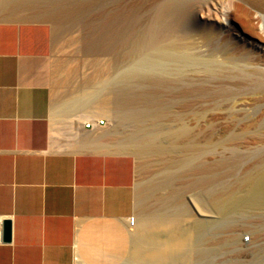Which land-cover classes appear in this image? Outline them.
I'll return each instance as SVG.
<instances>
[{
	"label": "bare ground",
	"instance_id": "6f19581e",
	"mask_svg": "<svg viewBox=\"0 0 264 264\" xmlns=\"http://www.w3.org/2000/svg\"><path fill=\"white\" fill-rule=\"evenodd\" d=\"M86 6L85 1L76 0L70 11L79 16ZM27 9L31 10L33 15L19 17L20 19L52 20L56 23L59 17V11L54 10L49 3L37 0H31L29 3L21 0H1L0 19H14L17 14ZM153 22L155 28L151 30V38H160L161 33L158 28H163L166 38H170V44L166 50L142 51L141 54L146 59L142 58L136 61L135 51L131 52L132 59L129 64H126V67L119 66V57L114 60L106 59L104 65L99 68V75L87 72L76 87L73 86L65 91L61 89L64 86L65 77L60 76L61 68L59 63H56L53 98V147L60 150L95 148L114 152H132L137 156L138 169L145 164L142 160L144 155L151 154L158 163L157 166L163 169L159 179L161 187H167L172 182H170V175L165 169L171 161L170 150L174 146H178L187 155L190 166L186 173L197 177L194 182L201 186V189L193 196L191 195L193 204L187 203L186 197H184L185 202L181 200L182 204H176L173 201V192L165 191L162 201H165L169 206L163 208L161 218L149 224L142 222L140 216L142 213L137 211L135 225L130 227L132 251H135V258L139 261H136L135 264H148L154 254L161 257L160 259L172 257L171 263H173L174 256L166 255V249L179 247L183 243L189 245L188 252L189 250L193 251L191 252L194 254V259L203 257L206 253L212 254L220 242L226 245H235L234 251L241 263L243 258H256L264 253V222L252 221L253 223L241 224L242 228L234 229L235 226H233L231 229L229 216L245 207L249 208L251 212L255 210L264 212V163L256 173L250 174L242 180L243 187L241 184H235L229 192L220 190L211 173L213 161H206L203 159L202 153H199L206 146H213L215 143L217 128L214 121L208 123L198 121L194 126H190L180 117L178 126H169L165 122V116L170 110L164 105L157 86L161 81H170L174 75L184 73L187 68L191 71L198 70L199 61L202 60L199 58L198 60L195 55L186 52L178 43L179 38L187 37L189 30L199 35L198 38H206L209 34L211 38H237L238 42L242 39L251 43L253 48L258 49L257 52L261 56H257L264 57V41L259 42L253 37H249L248 34L258 30L262 32V38H264V4L261 0H166L159 6ZM101 26L102 28H98L100 30L97 33V47L104 50L112 49L114 43L124 37L123 31L119 26L113 25L110 20ZM191 33L189 34L192 35ZM149 58L157 59V62L154 60L155 65L163 68L161 69L164 70V77L150 75L144 70V64ZM254 65L264 72V62ZM161 69L158 70L161 71ZM139 86L143 89L141 90ZM138 87L140 90H137ZM241 101L239 100V102ZM235 102L233 104L239 111L248 110L245 101L236 104ZM182 105L186 106L187 104L182 102ZM101 119L106 120L105 125L98 124ZM88 122H93L94 128L88 129L86 127ZM257 122H261V128H264V115ZM205 139H207L206 142ZM170 155L172 156L171 153ZM178 157H180L179 154ZM248 189L254 194L251 199L246 194ZM146 194L147 187L140 183L138 186L140 205L144 202ZM185 194L188 196L187 192ZM170 200L172 202L168 203ZM174 212H179L184 219L186 218L185 221L188 225L183 230L179 226V219L175 215V217L173 216ZM205 213H208L209 216L205 217ZM262 216L264 217V213ZM221 229L230 232L223 236L220 234ZM145 231L147 232L145 233ZM242 233H244V239L241 238ZM247 233L251 234L250 242L246 240ZM180 247L173 249L179 250ZM185 250L182 251L185 252ZM187 254H184L186 258L189 257ZM179 257L181 258L182 255ZM159 258L152 257L157 261ZM183 260L182 262H184ZM198 260H205V257Z\"/></svg>",
	"mask_w": 264,
	"mask_h": 264
},
{
	"label": "crops",
	"instance_id": "0c3cea01",
	"mask_svg": "<svg viewBox=\"0 0 264 264\" xmlns=\"http://www.w3.org/2000/svg\"><path fill=\"white\" fill-rule=\"evenodd\" d=\"M53 41L0 20V264H135L136 158L53 147Z\"/></svg>",
	"mask_w": 264,
	"mask_h": 264
},
{
	"label": "rangeland",
	"instance_id": "374dc122",
	"mask_svg": "<svg viewBox=\"0 0 264 264\" xmlns=\"http://www.w3.org/2000/svg\"><path fill=\"white\" fill-rule=\"evenodd\" d=\"M21 1H27V3H29L31 0H29V2L28 0ZM37 1L49 3L54 10L59 11V17L56 23L52 20L20 19L19 17H31L33 15L29 9L17 14L14 19L0 20L47 21L52 24L54 31L52 52L53 98L55 92L56 63H59L61 68L60 76L65 77V79L68 78V80L64 79V86L61 88L62 91H65L73 86L76 87L87 72H94L99 75V68L101 65H104L106 59L114 60L116 57H119V66L122 65L120 67H126V64H129L132 59V51L136 52L135 58L136 61H138L142 58L146 59L142 56V51L153 52L166 50L167 47H169L170 38H166L162 30L163 28H158L161 30H159V33H161L160 38H151V30L155 28L153 22L155 14L159 10V6L166 0H82L87 3V6L79 16H76L75 13L70 11L73 2L76 0ZM261 1L264 4V0ZM224 5H226V3H224ZM109 20L113 25H117L122 29L124 37L120 38L119 41H117L118 43H114L112 49H99L97 47V33L100 29L98 28H102L101 24L103 25ZM188 32H192V35L188 33L186 38H179L178 43L181 44L182 49L195 55L197 59L199 58L202 61H199L200 65L198 64L197 71H191L187 68L184 73L174 75L172 80L161 81V83L158 84L157 87L160 90L161 99L164 105L170 110L165 116V122L169 126L171 125V127H176L180 123V117L184 121H187L190 126H194L198 121L200 123L214 121L217 128L215 143L213 146H206L205 149L201 150L199 153H202L203 159L206 161H213L211 173L215 178L217 187L220 190L229 192L235 184H241V187H243L242 180L248 175L256 173L259 168L263 167L264 128H261V122L259 123L257 121L264 115V72L254 64L264 62V57L262 56L261 58L257 56L260 55L257 52L258 49L253 48L251 43L243 41L242 39L238 42L237 38H211L208 33L206 38H198L199 35L194 31L189 30ZM248 34L250 35L249 37H253V39L259 42L264 41L261 31L255 30L253 33L249 32ZM154 60L157 62V59L154 58H149L146 62L144 61V70L150 75H161L164 77L165 73L164 70H162L163 68L156 66ZM218 60L224 62L221 63ZM223 63L225 64L222 67ZM158 69H161V71ZM157 71L160 73H157ZM139 87L137 90H140V88L141 90L143 89V87ZM239 100H242L241 102H246V108H248L249 111H239L237 106H234V102L235 104L241 103ZM182 102L187 105L183 106ZM206 140L207 139L204 141L206 142ZM170 151L169 158L172 162L170 161L165 169L170 175V182H172H169L170 184H168L167 187H161L159 185V179L163 169L157 166L158 163L155 161L153 155L145 154L142 159L145 164L138 169L136 154L132 152H122L131 153L136 158L137 211L142 213L140 216L142 222L145 224H149L163 216V208L165 209L169 206L165 201V203L162 201V195L165 191L173 192V201L176 204H182L181 200L184 201V197H186L185 201L187 203H192V196L201 189V186L194 182L197 177L186 173L187 168L190 166L187 155L183 153L182 149L178 146H174ZM178 154L180 157H178ZM140 183L147 187L146 198L142 205L138 202V186ZM186 192L188 196L185 194ZM246 194L248 197L250 196V199L253 198L254 194L251 191L249 192V189ZM171 202V200L168 201V203ZM184 202L183 205H185ZM174 213L173 216L175 215L176 218L179 219V226L183 230L187 227L186 225H188L185 221L186 218L184 219L179 212ZM262 213L264 212L261 210L251 212V210L246 207L242 208L241 211L233 212L229 216V221H231L232 225L231 229L233 226H235L234 229L242 228L241 224H249L254 221L264 222ZM181 216L183 217V222ZM204 216H209V214L205 213ZM146 232L147 231H145V233ZM229 232L230 231L226 229L220 230V234L223 236L228 235ZM247 236H251V234L247 233L246 237ZM241 238L244 239V233H242ZM250 241L251 240L247 242ZM185 245L184 243L179 245V247L181 246V250L173 249H178V246L172 249H166V255L174 256L175 261L173 263H171L172 257L160 259L161 257L159 258L158 255L154 254L151 256V259L152 257L159 258V262L157 259H152V261L149 258L148 264H177V261L180 262L178 264H264L263 252V254H260L256 258H243L244 260L241 263L237 259V253L234 251L236 246L226 245L223 242L218 244L212 254L208 255V253H206V256L196 257L195 260L194 254H192L193 251L189 250L188 252L189 245H186V248L184 247ZM184 249H186L185 252L182 251ZM185 253H188L187 255H189V257L186 258L184 255ZM179 254L182 255L181 258ZM204 257L205 260H198L204 259ZM184 258L186 260H183ZM182 260L184 262H182ZM136 261L139 262L138 260Z\"/></svg>",
	"mask_w": 264,
	"mask_h": 264
},
{
	"label": "built area",
	"instance_id": "2783aa9c",
	"mask_svg": "<svg viewBox=\"0 0 264 264\" xmlns=\"http://www.w3.org/2000/svg\"><path fill=\"white\" fill-rule=\"evenodd\" d=\"M98 124H99V125H103V124H105V119H101V120L98 122ZM94 126H95V125H94L93 122H88V123L86 124V127H87V128H90V129L94 128ZM129 222H130V226H134V225H135V222H136V216H131ZM249 238H250V236H247V237H246V240H249Z\"/></svg>",
	"mask_w": 264,
	"mask_h": 264
},
{
	"label": "water",
	"instance_id": "95a60500",
	"mask_svg": "<svg viewBox=\"0 0 264 264\" xmlns=\"http://www.w3.org/2000/svg\"><path fill=\"white\" fill-rule=\"evenodd\" d=\"M4 225H5L6 238L10 239V221L9 220H5Z\"/></svg>",
	"mask_w": 264,
	"mask_h": 264
}]
</instances>
